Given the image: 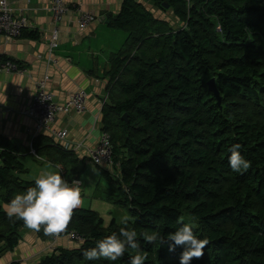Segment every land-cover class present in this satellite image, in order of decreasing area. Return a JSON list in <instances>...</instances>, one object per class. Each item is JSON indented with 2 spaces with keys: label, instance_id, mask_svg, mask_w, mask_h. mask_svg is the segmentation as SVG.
I'll return each instance as SVG.
<instances>
[{
  "label": "trees",
  "instance_id": "16d2710c",
  "mask_svg": "<svg viewBox=\"0 0 264 264\" xmlns=\"http://www.w3.org/2000/svg\"><path fill=\"white\" fill-rule=\"evenodd\" d=\"M150 1L181 26L156 19L135 0H123L110 19L127 38L109 59L101 110V129L111 136L112 174L97 169L127 208L144 264H179L180 248L169 252L143 235L171 233L185 223L209 241L192 264H264V0ZM20 37H27L25 30ZM212 78L220 103L208 89ZM235 143L251 162L240 173L229 167ZM33 147L61 167L67 182L78 178L73 151L44 135ZM23 172L14 145L0 136V255L13 251L28 229L2 207L34 184L21 179ZM122 226L111 220L105 227L97 212L74 209L67 230L83 243L56 248L32 264H130L136 250L115 262L82 255ZM37 233L53 240L43 227Z\"/></svg>",
  "mask_w": 264,
  "mask_h": 264
},
{
  "label": "crops",
  "instance_id": "0c3cea01",
  "mask_svg": "<svg viewBox=\"0 0 264 264\" xmlns=\"http://www.w3.org/2000/svg\"><path fill=\"white\" fill-rule=\"evenodd\" d=\"M6 1L16 16L26 19L27 37L7 38L0 35V57L18 62L25 69L23 73L0 72V101L5 97V101L0 103V136L8 139L14 145L16 154L21 157L25 170L20 174L21 179L35 181L45 172H60L63 176L61 167L54 166L46 158L44 161L37 160L29 153L34 122L25 114V110L36 82L46 75L49 77L48 89L58 103L66 102L74 91L84 90L87 93L85 112L57 117L53 128L66 130L67 137L53 141L64 149L73 151L80 162L76 171L83 183V198L77 209H89L100 214V210L95 207L100 206L102 211L106 208L105 205H99L100 201L109 205L112 201L117 205L118 198L109 187L110 184L100 175L97 166L95 168L99 174L93 170V163H90L86 150L97 145L102 130L101 110L107 101L106 73L110 69L109 59L122 48L127 38L125 33L110 27V19L117 16L123 0H64L69 10L57 25L59 42L51 53L48 50L49 36L56 25L47 3L44 0ZM135 1L156 19L164 20L172 27L175 24L177 27L181 26L174 16L171 17L170 11L166 12L170 16L168 17L150 0ZM76 6L94 16V20L84 30L78 28ZM31 34L37 35V38L29 37ZM41 135L49 137L47 133ZM26 154L32 156V161L38 164L33 177L28 176L33 164L31 161L26 162ZM53 167L54 170L51 169ZM86 173H90V181L94 179V182H88ZM66 178H71V175ZM85 195L89 196V200ZM21 235V240L13 251L0 255V264H32L56 248L76 247L64 237L56 241L42 240L36 231L30 229H22Z\"/></svg>",
  "mask_w": 264,
  "mask_h": 264
},
{
  "label": "clouds",
  "instance_id": "9594fccd",
  "mask_svg": "<svg viewBox=\"0 0 264 264\" xmlns=\"http://www.w3.org/2000/svg\"><path fill=\"white\" fill-rule=\"evenodd\" d=\"M4 101L5 97L0 103ZM241 147L240 143H235L228 149L229 167L235 173L247 170L251 163L241 154ZM97 163L101 162L98 160ZM80 183L77 180L70 184L60 172H45L35 179L33 185L4 202L2 207L9 219H20L28 229L36 232L43 227L46 234L56 236L67 230L74 209L82 204ZM120 223L123 226L118 233L113 232L98 239L94 247L84 249V259L115 262L131 249L136 250V254L130 258V264H144L146 255L139 251L141 241L135 228L128 226L129 217L122 216ZM143 239L148 244L158 243L161 247L167 245L169 252L180 248L179 264H192L194 258L204 254V248L209 242L194 234L191 223H185L167 234L153 230L151 234L143 235Z\"/></svg>",
  "mask_w": 264,
  "mask_h": 264
},
{
  "label": "built area",
  "instance_id": "2783aa9c",
  "mask_svg": "<svg viewBox=\"0 0 264 264\" xmlns=\"http://www.w3.org/2000/svg\"><path fill=\"white\" fill-rule=\"evenodd\" d=\"M44 1L47 3L53 23L56 25L49 36L48 50L51 53L58 46L59 42L57 25L62 21L69 7L64 0ZM185 1L189 3V0ZM75 8L78 12V28L79 30H84L94 20V16L91 12L82 10L80 6H76ZM26 27V19L16 16L6 0H0V35L7 38H18ZM217 32H221V30L217 28ZM24 71V67L18 62L0 57L1 73H23ZM48 81L49 77L46 75L36 82L34 93L25 110V114L34 122L33 138L29 145V153L40 161H44V158L36 154L33 147L34 139L42 133H47L54 141L64 140L67 137V131L53 128L56 118L60 115L67 116L71 113L83 114L87 101V93L79 89L71 93L66 102L58 103L48 89ZM86 154L95 166L102 167L112 174V143L108 132L101 130L97 145L94 148L87 149ZM98 160L101 163L98 164ZM77 180L81 182L80 187L82 188L83 183L79 178L68 182L71 184ZM62 237L68 241H73L78 247L83 243V237L74 230H66L62 234L53 236V241Z\"/></svg>",
  "mask_w": 264,
  "mask_h": 264
},
{
  "label": "rangeland",
  "instance_id": "374dc122",
  "mask_svg": "<svg viewBox=\"0 0 264 264\" xmlns=\"http://www.w3.org/2000/svg\"><path fill=\"white\" fill-rule=\"evenodd\" d=\"M165 13V15H166V12H164ZM170 15H171V17H173V14H172V12L170 11V13H169ZM169 14H167L166 16H168V17H170L169 16ZM174 27H177L178 25L177 24H175V25H173ZM24 153H26L25 151H23ZM32 156H30V155H27L26 154V162L27 161H31L32 162V164H33V167H32V169L30 170V172H29V174H28V176H31V177H33V176H35V174H36V172H37V170L35 171V169L38 167V164L37 163H35V162H33L32 161ZM90 161V160H89ZM90 163L92 164V162L90 161ZM90 165V164H89ZM94 167H92L93 168V170L94 171H96V173H98L99 174V172L97 171V169L95 168V165L94 164H92ZM50 167V166H49ZM51 169H55V167H53V168H51ZM83 173V172H82ZM85 176H87L88 177V182H90V183H92V182H94V179H93V181H90V173H86L85 174ZM95 184V183H94ZM111 189H112V191H114V189L111 187V186H109ZM115 192V191H114ZM86 196V195H85ZM87 197H89V196H86V198ZM83 198V197H82ZM88 200H89V198H87ZM90 200H91V198H90ZM99 205H105V209L102 211L101 209H100V206H96L95 208H97L98 210H100V217H102V219H103V221H104V225H105V227H108L109 226V224L111 223V220H115V222L116 223H120V218L122 217V216H128L129 217V215H128V211H127V208L126 207H124V206H120L119 204H115V203H113L112 201H111V204L109 205L107 202L106 203H104V202H99ZM88 208V207H87ZM129 220H130V218H129ZM69 242H71L73 245H75L76 247H78L73 241H69ZM74 248V247H73Z\"/></svg>",
  "mask_w": 264,
  "mask_h": 264
},
{
  "label": "water",
  "instance_id": "95a60500",
  "mask_svg": "<svg viewBox=\"0 0 264 264\" xmlns=\"http://www.w3.org/2000/svg\"><path fill=\"white\" fill-rule=\"evenodd\" d=\"M162 7H163L164 9H168V5H167L166 3H163V4H162ZM106 18H110V16H106ZM112 18H114V17H112ZM108 22H109V21H107V23H108ZM207 85H208V89H209V91H210L211 93H213V95H214L215 99L217 100V102L220 103V101H221V97H220V94H219L218 89H217V87H216L215 79H214V78L210 79V80L208 81ZM123 119L126 120V115H123Z\"/></svg>",
  "mask_w": 264,
  "mask_h": 264
}]
</instances>
